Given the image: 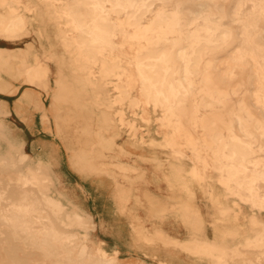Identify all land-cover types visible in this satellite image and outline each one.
<instances>
[{"label":"bare ground","instance_id":"1","mask_svg":"<svg viewBox=\"0 0 264 264\" xmlns=\"http://www.w3.org/2000/svg\"><path fill=\"white\" fill-rule=\"evenodd\" d=\"M7 2L0 0V18L9 14ZM37 2L43 8L36 16L52 21L50 31L58 28L70 65L83 76L85 92L94 94L89 103L97 105L98 95L104 93L92 86V75L118 96L107 124L117 131L127 126L137 144L163 147L169 167H179L188 177L186 185H177L178 193L167 195L174 202H159L148 194L145 206L161 217L176 211L179 221L196 222L199 230L180 238L162 226L134 224L137 244L157 252H184L196 264H264V0ZM23 27L20 15L12 25L0 19L5 33ZM55 43L50 44L52 51ZM18 63L12 56L0 60V92L12 91L7 77L35 84L46 76L38 58L28 69L25 62ZM112 80L119 82L109 88ZM80 88L77 77L69 75L57 83L53 106H63L52 115L43 112L47 130L54 133V122L55 135L83 160L97 155L87 162L78 160V170L129 177L139 172L142 179L145 170L138 163H111L96 152L113 135L86 131L90 126L104 130V118L86 119L77 112ZM34 99L36 94L28 93L26 100ZM150 110L161 112L157 118L163 134L146 142L127 116L131 113L151 126ZM35 153L33 160L30 153L9 151L0 142V234L8 244L0 248V264H150L140 258L122 259L119 249L96 239V223L56 193L51 165L41 163L42 154ZM164 179L171 187L169 173ZM217 189L223 194L215 195L213 203L219 214L226 218L234 212V223L246 220L252 230L238 244L226 239L239 231L213 237L207 233V225L218 222L210 210L204 212L198 198H212ZM116 198L121 211L128 210V199L123 194Z\"/></svg>","mask_w":264,"mask_h":264},{"label":"rangeland","instance_id":"2","mask_svg":"<svg viewBox=\"0 0 264 264\" xmlns=\"http://www.w3.org/2000/svg\"><path fill=\"white\" fill-rule=\"evenodd\" d=\"M42 8L43 5L37 0H24L22 2L8 0L7 9L9 14L0 18L6 25H12L17 16L20 15L24 22V27L21 30L16 29L11 33L0 30V60L3 56H12L19 62L18 65L26 63L28 69L32 60L38 58L41 67L46 72V76L41 80H36L35 84L29 82V79L6 78L11 84L12 91L0 92V142H4L9 151L30 153L33 160H35V152L42 154L40 157L41 163L51 165L50 167L56 179V183H54L56 193L65 199L70 206L90 216L97 225L94 237L105 241L112 250L119 249L122 259L140 258L150 264H160V260H168L172 264H196L184 252L174 249L172 253L163 249L157 252L151 247L137 244L134 224L143 223L149 228L162 226L169 233L180 238H184L187 231L199 230L198 227L200 226L196 222L182 223L179 221L177 217L179 213L176 211L161 217L159 211L152 214L148 209L149 207L145 206V197L150 198L148 194L159 202H174L175 199L168 196L178 193L177 185H186L188 177L179 167L175 165L169 167V162L165 160L166 155L162 151L163 147H154L148 143L137 144L131 139L133 132L130 128L122 126V130L117 131L115 127L112 129V126L107 124L106 119L110 118V107L118 96H114L112 91H107V87L105 89L102 82L92 75V86L100 88L104 93L98 95L97 100L99 102L97 105L89 103V99L95 100L93 98L94 94L88 91L85 92L87 86L83 76L77 74L75 68L70 65V53L60 43L58 28L54 26L50 31L49 24L52 21L48 18L40 19L36 16L35 11L37 9L42 10ZM52 41L56 42V49L53 51L50 46ZM42 44L44 47H42ZM57 53L59 55H55ZM106 54H110V49L107 50ZM56 56L62 59L58 61L55 58ZM100 70L99 68L96 69V74ZM65 75L72 78L77 77V83H79L83 92L77 112L86 119L99 118L103 120L104 118V130H92L90 126L87 127L86 131L92 133L93 136L101 135L105 131L107 133L111 131L113 135L110 140L107 139V141L99 144L96 152L98 151L111 163L123 160L128 163H138L142 166V169L147 167L146 165H151L155 170V180H148L145 169L142 179L139 172L130 174L129 177L126 173L122 175L78 170L76 167L78 160H80L79 162H87L86 160L96 158L97 155H91L88 159L83 160V155L69 148L63 137L55 135V123H52L54 133H51V130H47L48 120L45 119L44 122V118L42 119L43 112L53 114L63 106L62 102H58V105L61 103L59 108L53 106V97H55L53 91ZM118 82L116 80L108 81L109 88ZM28 93H31V95L32 93L36 94L35 101L28 102L26 100ZM147 114L153 119L151 126H148L137 116L132 117L131 113H128L127 117L134 119L133 122L137 129L135 131L140 137L146 138V142H149L152 139H158L163 134V130L157 118L161 112L153 113L150 110ZM111 129L115 133H112L114 131ZM166 129L173 130L169 126ZM161 163L164 165H161ZM160 165L163 170H161ZM166 172L170 174L171 187L164 179ZM149 184L159 188L165 184L163 190H165V193L167 191L168 196L161 191L157 193L160 196L153 194L148 190ZM117 194H123L129 201L130 206L125 212L121 211L117 203ZM212 194H210L212 198L207 199L201 196L198 198L204 212L207 213L210 210L213 219L218 222V224L214 223L211 226L207 225V233L213 237L217 234L223 236L228 230H232L234 233L239 231L235 238L229 237L226 239L232 245L238 244L239 240L245 235H252V230L249 229L246 220L237 221L241 226H236L237 222L234 223L233 221L236 217L234 212L226 218L219 214L213 203L217 199L215 195H223L221 189L212 191ZM134 215H137L136 218L138 219L134 218ZM3 237L5 236L0 234V248H8V244L3 242Z\"/></svg>","mask_w":264,"mask_h":264},{"label":"crops","instance_id":"3","mask_svg":"<svg viewBox=\"0 0 264 264\" xmlns=\"http://www.w3.org/2000/svg\"><path fill=\"white\" fill-rule=\"evenodd\" d=\"M146 166L147 167H145L143 169L146 170L148 180L149 181L155 180V178H154V176H155V172L154 171L155 170L153 169V167L151 165H146ZM164 185H161V187L159 188V187H156L153 184H149V189L148 190L150 192H152L153 194L157 195V196H160L159 194H157V193H160V191L167 195L168 194L167 191L165 193V190H163L165 188V186H166V185L165 186Z\"/></svg>","mask_w":264,"mask_h":264}]
</instances>
